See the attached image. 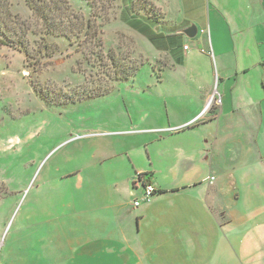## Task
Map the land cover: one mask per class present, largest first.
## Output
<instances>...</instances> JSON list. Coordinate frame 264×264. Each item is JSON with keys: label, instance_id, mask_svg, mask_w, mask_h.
<instances>
[{"label": "rangeland", "instance_id": "rangeland-1", "mask_svg": "<svg viewBox=\"0 0 264 264\" xmlns=\"http://www.w3.org/2000/svg\"><path fill=\"white\" fill-rule=\"evenodd\" d=\"M9 1L14 13L33 17L25 0ZM173 1L154 0V10L136 13L129 9L130 0H90L96 6L95 12L103 11L108 18L103 35L106 47L113 44L124 61L138 68L128 80L110 82L106 94L76 103L66 99L72 93L75 98L84 94V88L105 83L107 78L92 72L73 46L60 38L51 39L60 43L64 52L27 67L24 53L4 45L7 41L0 34V264H17L9 262L10 254L14 256L12 261H23L28 247L54 252L62 245L72 248L73 216L124 213V204L132 202L129 188L133 189L135 181L141 187L144 182L162 187L190 183L196 172L204 171L205 177L211 171L213 157L223 166L229 165V152L241 154L239 163L232 161V168H242V175L249 173L251 179H258L251 172L255 167L250 161L255 158L249 159L248 153H263V159L257 160L264 164V124L254 127L247 113L236 112L235 116L241 115L239 121L235 119L239 125L234 128L233 139H228L223 138L222 126L229 117L225 116L218 127V120H209V113L204 116V85L214 90L221 88V69L215 59L202 53L203 29L202 43L194 42L188 52H183L184 43L176 36L177 30L167 31L179 25L177 13L172 12L165 19L171 20L168 27L160 22L157 14H162L163 8H173ZM78 5L83 4L74 3L80 12ZM146 16L160 22L154 32H161L168 43L161 53L149 55L140 44L143 22L138 25L137 21L147 19ZM29 39L34 53L38 38L31 33ZM81 59L83 62L78 63ZM262 63L263 59L258 61L263 77ZM77 65L88 78L84 79ZM258 66L251 71L256 74ZM31 81L38 86H32ZM246 81L244 85L248 86L251 78ZM254 81L258 83L256 87L245 90L263 95L262 81L258 76ZM218 97L214 93L209 110L215 107L213 99ZM217 133H221L218 139ZM207 156L209 160L203 162ZM139 173L151 175L139 181ZM141 187L133 189L137 196L142 193ZM128 208L136 217L139 210L132 205ZM162 208L170 214L167 207ZM178 209L186 215L184 207ZM211 214L215 220L220 216L217 210ZM204 227L203 232H211L216 225L208 220ZM35 231L38 233L31 235ZM171 233L157 235L154 254L141 251L138 238L132 235V247L129 244L127 253L119 254L115 264H201L183 254L161 251L164 248L160 244L170 242ZM42 256L48 258V264H56L52 259L55 255ZM212 263L217 264L215 253ZM23 264L36 263L30 259Z\"/></svg>", "mask_w": 264, "mask_h": 264}, {"label": "crops", "instance_id": "crops-1", "mask_svg": "<svg viewBox=\"0 0 264 264\" xmlns=\"http://www.w3.org/2000/svg\"><path fill=\"white\" fill-rule=\"evenodd\" d=\"M173 2H175L173 8L161 10L163 16L160 22L168 27L171 20L165 21V19L172 12L177 13L179 25L174 29L167 28V31L169 33L177 30L176 36L184 45H189L187 51L183 45V52H188L194 42L202 43L200 30L203 29L202 53L207 58L215 59L218 69H221L218 83L219 86L222 84L221 88L214 90L212 86L204 85V116L208 117L209 113V120H218V127L222 126L225 116L229 117L223 121L222 126L223 138L228 139H233L234 128L239 125L235 123V119L239 121L241 115L235 116L236 112L247 113L254 127L264 124V93L261 95L259 92H250L251 94L247 92L258 84L254 81L255 76H258L264 87V76H261L258 66V61L264 60V0H174ZM168 5L171 6L170 1ZM193 24L198 29L194 39L184 33V30ZM141 26L143 34L140 44L144 47L143 51L149 55L161 53L168 46L163 34L154 32L156 25L150 22L145 21ZM187 37L190 41L186 40ZM257 66L255 74L251 68ZM261 66H264L263 63ZM248 78H251V82L245 86L244 83ZM216 92L222 102L220 105L215 104V107L209 110L208 102ZM220 135L221 133H217L216 139ZM228 154L232 155L228 157L229 165L223 166L213 157L210 161L211 171L205 177L204 171L196 172L190 183L162 187L151 182L155 190L162 189L164 192L155 191L150 201H143L139 206H135L134 201L143 197L144 187L133 183L132 188L141 187L142 193L137 196L135 190L129 188L132 202L124 204L127 210L120 215L98 216L78 213L73 216L75 235L72 248L70 246L64 248L62 245L54 252L49 248L46 250L41 248L43 251H40L34 250L35 247H28V252H24L22 257L26 262L15 259L12 261L14 256L11 254L7 257L10 258L8 261L23 264L35 259L36 264H48V258L42 256L48 253L55 255L52 259H55L56 264H66V262L67 264H115L119 262V254L127 253L129 244L132 247L130 243L132 235L138 238L141 251L147 250L150 254H154L152 251L158 248L157 235L172 231L169 236L172 240L160 244L164 248L161 250L163 252L183 254L181 256L195 259L196 263L201 264H213L214 253L217 264H264V164L258 163L257 160L263 159L260 158L263 157V153L260 155L248 153L249 159L255 158L250 163L255 167L251 172L258 177L256 180L251 179L249 173V176L242 175V168L235 169V166L232 168V161L239 163L241 154L233 155L232 152ZM208 157L203 158L202 161L209 160ZM192 190L190 194L186 193ZM131 205L139 210L136 217L129 211L128 207ZM156 207L159 209L167 207L170 214H167V209L159 210ZM179 207H184L187 211L186 215H181L183 211L178 209ZM241 208L244 211H241ZM177 209V215H174ZM215 210L220 213L217 220L211 214V211ZM208 220L215 222L216 228L211 232H203L204 224ZM36 233L38 232L35 231L31 235ZM63 233L66 234L65 228ZM148 234L149 238L146 239ZM42 257L45 258L43 262Z\"/></svg>", "mask_w": 264, "mask_h": 264}, {"label": "trees", "instance_id": "trees-1", "mask_svg": "<svg viewBox=\"0 0 264 264\" xmlns=\"http://www.w3.org/2000/svg\"><path fill=\"white\" fill-rule=\"evenodd\" d=\"M25 2L32 12V18L22 17L20 13H14L9 0H0V34L7 41L4 45L24 53L27 67L37 65L43 60H49V58L63 53L64 49L60 46L61 44L51 41V39L60 38L69 46H73L76 54L84 56V60L92 72L96 71L100 76L107 78L105 83L84 88L82 92L84 94L76 98V94L72 93L66 101L72 100L73 103H76L86 98L104 95L110 91V82H124L136 73L138 67L124 61L113 44L106 47L107 42L103 35L107 26L105 22H108V18L105 13L103 15V11L95 12L96 6L91 4L90 0H25ZM75 2L83 4V7L78 5L80 12L74 8ZM152 3L153 0H130L128 6L131 11L136 13L143 10L150 12L154 10ZM157 15H159V19L163 16L161 13ZM32 19L34 22L31 21ZM145 21L154 25L160 23L159 21L156 22L152 16H148L147 19L142 18V21L140 18L137 23L139 25ZM31 33L38 38L36 41L38 48L34 49V53L30 49L29 38ZM85 42L89 46H86ZM80 62H83L82 59L78 60V63ZM77 70L82 72L84 79L88 78V75L78 65ZM96 81L91 83L94 84ZM31 84L32 86L37 85L33 81ZM149 175L151 174L139 173L138 180L140 181L144 176ZM134 184L137 185V181ZM143 184L147 183L144 182ZM155 191L156 193L164 192L162 189Z\"/></svg>", "mask_w": 264, "mask_h": 264}, {"label": "built area", "instance_id": "built-area-1", "mask_svg": "<svg viewBox=\"0 0 264 264\" xmlns=\"http://www.w3.org/2000/svg\"><path fill=\"white\" fill-rule=\"evenodd\" d=\"M189 48V45L188 44H186L185 45V49H188ZM219 95V94H218ZM216 101V102H215ZM213 102L214 103H216V104H218V105H220L221 104V102H222V99H221V97L219 96L218 98H216V99H213ZM212 103V102H211ZM211 103H210V105H211ZM209 106V105H208ZM155 192V189H154V186L153 185H148V183L147 184H145L144 185V195H143V197L139 200H135L134 201V205L135 206H139L143 201H148L149 199H150V197L153 195V193Z\"/></svg>", "mask_w": 264, "mask_h": 264}, {"label": "water", "instance_id": "water-1", "mask_svg": "<svg viewBox=\"0 0 264 264\" xmlns=\"http://www.w3.org/2000/svg\"><path fill=\"white\" fill-rule=\"evenodd\" d=\"M184 33H185L188 37L193 38V37H195V36L197 35V33H198V29H197L196 25L193 24V25L187 27V28L184 30Z\"/></svg>", "mask_w": 264, "mask_h": 264}, {"label": "bare ground", "instance_id": "bare-ground-1", "mask_svg": "<svg viewBox=\"0 0 264 264\" xmlns=\"http://www.w3.org/2000/svg\"><path fill=\"white\" fill-rule=\"evenodd\" d=\"M210 101L208 102V105H209Z\"/></svg>", "mask_w": 264, "mask_h": 264}, {"label": "clouds", "instance_id": "clouds-1", "mask_svg": "<svg viewBox=\"0 0 264 264\" xmlns=\"http://www.w3.org/2000/svg\"><path fill=\"white\" fill-rule=\"evenodd\" d=\"M210 103H211V101H210ZM210 103H209V105H210Z\"/></svg>", "mask_w": 264, "mask_h": 264}]
</instances>
